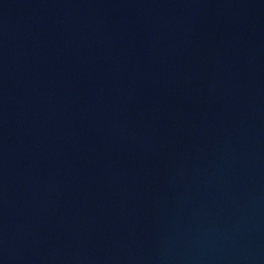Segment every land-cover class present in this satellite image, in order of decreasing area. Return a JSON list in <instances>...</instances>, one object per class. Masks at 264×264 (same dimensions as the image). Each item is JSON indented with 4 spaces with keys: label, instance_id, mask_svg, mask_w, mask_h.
Wrapping results in <instances>:
<instances>
[{
    "label": "water",
    "instance_id": "obj_1",
    "mask_svg": "<svg viewBox=\"0 0 264 264\" xmlns=\"http://www.w3.org/2000/svg\"><path fill=\"white\" fill-rule=\"evenodd\" d=\"M0 264H264V0H0Z\"/></svg>",
    "mask_w": 264,
    "mask_h": 264
}]
</instances>
